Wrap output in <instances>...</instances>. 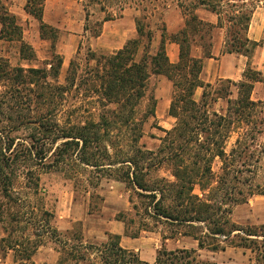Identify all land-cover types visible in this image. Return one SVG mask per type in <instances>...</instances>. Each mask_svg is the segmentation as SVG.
Here are the masks:
<instances>
[{"label":"trees","instance_id":"16d2710c","mask_svg":"<svg viewBox=\"0 0 264 264\" xmlns=\"http://www.w3.org/2000/svg\"><path fill=\"white\" fill-rule=\"evenodd\" d=\"M158 1L148 0L149 6L138 8L142 16L136 20V38L117 52L97 60L98 67L100 64L102 68L97 69L96 75L101 82V95L116 108L102 106L99 113H89L85 122H61L59 112L65 92L62 87L47 84V68H13L8 60L0 57V84L6 88L0 91V111L6 114L0 127V221L4 222L6 233L1 243L3 250L14 252L18 264H34L31 258L44 244L35 224H30L35 231L31 230L29 237L14 235L11 229L14 223L19 224V216L23 215L10 210L17 205L14 193L19 172L29 161L46 172L72 166L76 172L74 177L79 173L78 168H91L100 177L123 182L140 197L148 199L153 208L149 215L170 231V234H162L163 245L152 264H218L201 259L199 252L225 250L228 246L249 249L256 261L251 264H264V224L241 226L231 219L235 207L248 203L256 195H264V185L239 178L245 167L251 165L250 161L259 159L257 155L264 153V141L261 140L264 137V109L259 111L263 115L259 120L254 114L264 103L252 99L254 84L264 78L249 66L240 82L219 80L216 84L204 83L200 74L204 58L212 56L215 25L201 20L195 10L204 5L218 14L223 11L211 0H197L187 6L178 1L186 23L180 31L168 34L162 19L156 23L155 29L143 21L149 20L143 15L145 11L150 9L154 16L158 13ZM235 1L226 19L230 23V38L225 51L251 56L259 43L251 41L246 32L261 0ZM45 2L27 0L25 5L26 12L40 21L42 29L47 27L43 22ZM216 3L220 5V2ZM159 15L162 16L160 12ZM114 19V16L107 15L101 23ZM0 24V39L21 37L17 17L1 3ZM222 24L220 17L218 25ZM156 30L161 31L162 39L152 53ZM101 31L100 28L94 37H98ZM42 35L46 37L43 32ZM167 41L179 45L178 63L170 62ZM196 46L202 47L203 57L194 56ZM141 47L143 52L138 60ZM29 49L30 46L22 42V57H27ZM30 57L33 59L34 53ZM61 65L59 59L54 76L57 77ZM152 73L164 75L172 82L169 115L177 119L176 126L166 131L158 151L147 150L139 144L145 119L156 114L157 100L153 96L143 118L139 117L138 111L140 102L147 97ZM21 85H25L28 96L21 93ZM199 87L203 88V93L196 101L194 95ZM235 87L238 93L233 100ZM14 98L19 102L12 106L10 101ZM219 101L228 104L225 113L214 108ZM25 111L28 114H24ZM22 129H28L29 134L19 136L17 133ZM235 133L238 136L228 152L230 139ZM216 158L222 163L219 173L213 170ZM236 163H240L238 168ZM165 166L169 167L173 181L158 178L151 185L145 179L152 168L159 170ZM24 178L29 181L27 187L38 192L39 174L29 168ZM48 215L47 210L42 211V217ZM118 220L124 221L123 217ZM46 232L59 246L61 255L57 264L90 261L87 255L90 257L91 249L101 261L94 264H150L141 260L136 252L123 248L119 235L109 234L106 242L93 244L86 242L80 231L67 238L49 225ZM126 235L138 237V234H129L128 226ZM179 236L192 239L197 248L168 249L165 246L166 240Z\"/></svg>","mask_w":264,"mask_h":264},{"label":"rangeland","instance_id":"374dc122","mask_svg":"<svg viewBox=\"0 0 264 264\" xmlns=\"http://www.w3.org/2000/svg\"><path fill=\"white\" fill-rule=\"evenodd\" d=\"M178 1L183 3L184 6L197 2V0H159L158 13H155L154 16L151 14L150 9L145 11L146 13L143 15H147L149 20L145 19L143 21L155 29L156 23L160 19L165 20L164 10L168 7L177 6ZM211 1L213 4H218L217 8L220 11H225L222 18L227 21V15L233 9L231 7L233 3H230L229 0ZM219 1L220 5L216 3ZM26 2L27 0H0V3L17 17L22 29L20 38L14 36L12 37L13 39H0V57L8 60L13 68H47L49 76L46 80L47 84L54 87H62L65 92V98L60 107L61 112H59L61 122H85L89 117V113H99L102 106L106 105V108L109 109L116 108V105L108 103L101 95V82L96 79V75L97 69L102 68L100 64L98 67L97 60L102 56L117 52L126 43L127 37L136 32L134 31V29L136 30V20L142 16L138 8L140 6L142 8L149 6L148 0H46L43 22L47 27L44 29L41 28L40 21L26 12ZM222 6H225V8L223 9ZM206 8L210 9L208 6ZM159 12L162 16L159 15ZM107 15L114 16L115 19L102 24L101 22ZM1 28L0 24V31ZM100 28L102 29L100 36L94 37V34ZM42 32L46 37L42 35ZM167 32L168 34L172 33L168 29ZM160 41L161 31L156 30L151 47L152 53L157 50ZM22 42L27 43L31 48L29 49L30 53L29 51L26 52V58L21 55ZM142 52L143 47L140 48L138 60ZM31 53H34L33 59L30 57ZM59 59H61L62 65L56 77L54 72ZM100 73L103 74L102 70ZM163 82L162 75L152 73L148 81L147 97L138 106L140 118H143L144 113L148 111L150 98L152 96L156 98V90ZM25 89V85H21V93L24 96H28V90ZM4 90L6 88L0 84V91ZM233 90L234 95L232 98L234 100V98H237L238 90L236 87ZM259 92H262V90ZM201 94L202 91L197 95L198 100ZM17 98L10 101L12 106L18 105L19 101ZM227 106L226 101H219L214 108L225 113ZM23 107L25 108V106ZM262 108L264 109V106L259 107L257 109L258 112H254L256 120L263 118L260 113ZM23 113L28 114L27 111ZM5 119L6 114L0 111V127L3 126L2 121ZM176 122L177 119L176 121L173 120L168 112L164 115L162 114L160 118L156 117V114L146 118L143 124V136L139 144L147 150L158 151L163 138L166 136V131L175 127ZM29 132L28 129H22L17 134L19 136H27ZM237 136L238 133L232 135L228 145V152L235 143ZM261 140L264 141V137ZM257 156L259 157L258 161L253 158L250 161L251 165L245 167L244 173L242 175L239 174V178L243 181L252 180L254 184L264 185V153H259ZM35 165V162L29 161L26 164V168H21L19 172L20 176L15 184L14 193L17 205L14 206V209L11 207L10 211L17 214L22 213L25 220L23 215H20L19 224L14 223V227L11 229L14 231V235L29 237L30 233H32L31 230H34L30 224H35V228L40 230L41 238L44 241V244L37 250H41L44 256L46 262L44 264L52 262L51 254L54 252L51 248H55L57 251L59 248L55 241L50 238L51 234L46 232L49 225L55 227L62 237L65 235L68 238L74 232L80 231L86 242L93 244L106 242L108 239L104 241L98 238L94 240L86 239L89 234L97 236V234L104 231V224L100 227L101 223H99L102 210L116 214L115 217L117 216V218L123 217V222L128 226L130 235L138 234V237H145L148 247L146 254L148 256L155 254L157 245L158 250L161 248L158 241L159 239L161 240V235L170 234L168 227L163 226L156 218L150 216L153 212L150 201L140 197L132 187L125 183L107 177H100L91 168H78L79 173L74 177L73 174L76 172L72 170L74 169L72 166L66 165L60 170L52 168L49 172H46L45 169L43 170ZM221 166L220 159L216 158L213 164L215 173L220 172ZM235 166L238 168L240 163ZM29 168L39 174L40 187L38 192L27 187L29 181L24 178V174ZM158 178L174 180L169 167L166 166L159 170L152 168L149 174L145 176V179L151 185ZM139 192L146 193L141 190ZM72 205L78 206L77 215L82 217V219L74 223L67 222L64 226L68 227V230L63 227L60 228L62 225V223H59L60 217L68 215ZM43 210H47L49 215L42 217ZM85 218L90 220L88 222L90 225L88 229L90 230H86L85 222L87 221H84ZM231 219L241 226H259L264 224V196L256 197L250 205L244 204L235 207ZM47 221L49 224H47ZM3 224L4 222L0 221V264H18L15 262L12 250H3L1 241L6 236ZM167 247L169 249L197 248V243L190 238L179 236L178 239L169 241ZM28 248H31V246H28ZM199 253L201 259L210 260L218 264L256 263L254 260L255 255L251 250L241 247L228 246L225 250H201ZM87 257L90 261L83 264L101 262L97 253H94V249L90 250V257L89 255ZM71 263L72 261L68 262V264Z\"/></svg>","mask_w":264,"mask_h":264},{"label":"crops","instance_id":"0c3cea01","mask_svg":"<svg viewBox=\"0 0 264 264\" xmlns=\"http://www.w3.org/2000/svg\"><path fill=\"white\" fill-rule=\"evenodd\" d=\"M246 1L249 2V0ZM229 2L235 3L237 1L229 0ZM206 7L207 6L202 5L195 10V13L198 15V17L201 20L215 25V28L212 31V43H213L211 48L212 56L204 58V66L200 74V79L206 84L208 83L216 84L219 80H231L233 82H240L244 79L245 72L249 66H251L254 70L259 71L264 78V0H261L260 3L257 5L256 9L254 10V13L252 15L249 24V28L246 32V36L251 41H255L259 43V45L254 49L251 56H246L244 54H238V53H228L225 51L226 44L229 38L228 29L230 27V23L223 20V24L221 26L218 25L220 21V17L221 19H223L222 15L225 14V11L221 14H218L217 12L212 11L211 9H208ZM222 8L224 9L225 6H222ZM164 15H165L164 23L166 25V28L170 30L172 33H176L180 31L185 26L186 16L183 14L181 8L178 5L173 8L172 7L166 8L164 10ZM111 21L113 20L105 21L103 22V24ZM134 31L136 32L132 33L131 36L127 37L126 43L129 40L134 39L138 36L137 25H136V30L134 29ZM126 43H124L122 47H120V49H122ZM166 52L171 63L173 64L178 63L179 55H180V47L177 43L167 41ZM193 54L198 58L203 57L202 47L196 46L193 50ZM162 77L164 82L156 90V99H157L156 117L158 118H160L162 114L164 115L166 112H168L169 114V109L172 103V96H173L172 82L166 76L162 75ZM260 90H262V92H259ZM200 91H202L203 93L202 87L197 88L195 91L194 98L196 101H199L202 97L201 94L200 99L199 100L197 99V95L200 93ZM252 99L255 101H264V80L260 82H256L254 84ZM170 117L176 121V118H174L173 116ZM258 196H264V195H256L252 197L250 201L246 204L250 205V203L253 202L255 198ZM77 211H78V206L72 205L71 209H69L68 215L60 217L59 223H62L60 228L63 227L66 230H68V227L64 226L65 224H67V222L74 223L76 221L81 220L82 217L77 215ZM115 215L116 214H112V212H107L106 210H102V215L100 216L99 223H101L100 227H102L101 225L104 224L103 226L104 231L100 234H97V236H94V234H89L87 235L86 239L94 240L95 238H98L101 239V241H104L108 239L109 234L119 235L121 237L120 245L123 248L136 252L140 257V259L143 261H146L150 264L154 263L158 252V245L156 248V252H154L155 254L152 256H148L146 254L148 247L145 242V237L132 238L127 236L126 224L123 221L118 220L117 216L115 217ZM84 221H87L85 222L86 230H87L88 228H90V225L88 224L90 220L85 218ZM94 223H95V219H94ZM171 240L174 239H168L165 241L166 247L168 246V242ZM158 241L160 242V246L162 247L163 245L162 235H161V240L159 239ZM51 250L54 253L51 254L52 262L50 264H57L61 254L55 248L54 249L51 248ZM42 258H44V256L41 250H39L36 253H34L31 260L34 264L46 263L45 258L44 259Z\"/></svg>","mask_w":264,"mask_h":264}]
</instances>
